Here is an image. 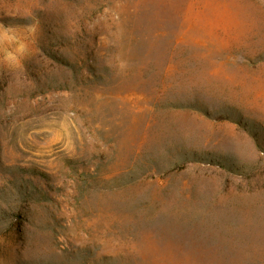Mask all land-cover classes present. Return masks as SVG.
<instances>
[{"label": "rangeland", "instance_id": "1", "mask_svg": "<svg viewBox=\"0 0 264 264\" xmlns=\"http://www.w3.org/2000/svg\"><path fill=\"white\" fill-rule=\"evenodd\" d=\"M0 23L35 27L0 62V264H264V0H0Z\"/></svg>", "mask_w": 264, "mask_h": 264}, {"label": "clouds", "instance_id": "2", "mask_svg": "<svg viewBox=\"0 0 264 264\" xmlns=\"http://www.w3.org/2000/svg\"><path fill=\"white\" fill-rule=\"evenodd\" d=\"M26 27L27 31L19 29ZM33 25H5L0 23V62L8 67H19L24 58L30 54L29 35L34 34Z\"/></svg>", "mask_w": 264, "mask_h": 264}]
</instances>
